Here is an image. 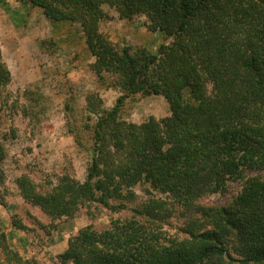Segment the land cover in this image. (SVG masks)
<instances>
[{
	"label": "trees",
	"instance_id": "16d2710c",
	"mask_svg": "<svg viewBox=\"0 0 264 264\" xmlns=\"http://www.w3.org/2000/svg\"><path fill=\"white\" fill-rule=\"evenodd\" d=\"M17 1L41 7L54 22H80L96 58L93 70L100 78L111 74L108 87L122 92L111 109L102 107L99 93L88 96L97 122L85 181L63 176L48 199L23 176L26 202L56 217L69 214L79 200L124 209L111 200L132 199L133 188L144 182L191 207L205 194L224 192L247 168L264 170V0ZM104 4L122 19L145 15L149 30L170 43L157 53L118 49L99 31ZM10 79L0 61V93ZM137 93L163 95L170 115L142 124L121 120L125 100ZM198 208L212 228L184 229V240L162 245L141 226L115 224L103 233L82 230L64 256L74 264H264V179H249L229 206ZM154 209L135 212L152 215ZM12 226L23 228L17 221ZM0 264L36 262L15 250L2 231Z\"/></svg>",
	"mask_w": 264,
	"mask_h": 264
},
{
	"label": "rangeland",
	"instance_id": "374dc122",
	"mask_svg": "<svg viewBox=\"0 0 264 264\" xmlns=\"http://www.w3.org/2000/svg\"><path fill=\"white\" fill-rule=\"evenodd\" d=\"M102 9L99 31L120 50L129 46L157 53L161 44L171 41L149 30L145 15L122 19L108 4ZM0 61L11 72L0 93V233L4 231L10 245L36 264H74L64 256L69 240L88 228L103 233L115 224H133L141 226L152 242L170 245L184 240L188 238L184 229L212 228L211 218L198 206H229L249 179H264V170L247 168L240 179L228 181L224 192L205 194L191 207L142 182L133 188L132 199L111 200L113 205L125 204L124 209L79 200L69 214L50 216L40 206L20 199L19 179L27 177L48 199L63 176L84 182L95 156L97 122L89 112L88 96L99 93L102 107L111 109L122 92L108 87L111 74L96 75L92 67L96 58L87 47L80 22L51 21L41 7L29 3L0 0ZM207 90L212 92L211 82ZM169 115L163 95L137 93L125 100L120 119L142 124ZM148 206L155 208L152 215L135 212ZM12 221L23 228L12 227ZM229 245L233 251V241ZM234 256L238 257L235 252Z\"/></svg>",
	"mask_w": 264,
	"mask_h": 264
},
{
	"label": "crops",
	"instance_id": "0c3cea01",
	"mask_svg": "<svg viewBox=\"0 0 264 264\" xmlns=\"http://www.w3.org/2000/svg\"><path fill=\"white\" fill-rule=\"evenodd\" d=\"M14 184H16L17 185V187H18V184L16 183V182H14ZM19 197H20V199H22V201L23 202H25L26 203V201H25V199L22 197V195L21 194H19ZM28 203V202H27ZM30 204V203H29ZM38 207V206H37ZM13 227V226H12ZM10 231H11V228H10ZM12 234H14V235H20V233L19 232H16V231H14ZM8 236H9V234H8ZM14 242H16V239L14 238V240H13ZM67 244H68V239H66V242H65V245L67 246Z\"/></svg>",
	"mask_w": 264,
	"mask_h": 264
}]
</instances>
